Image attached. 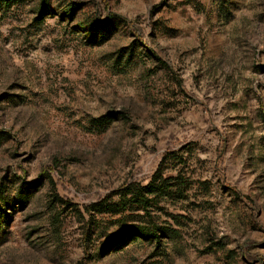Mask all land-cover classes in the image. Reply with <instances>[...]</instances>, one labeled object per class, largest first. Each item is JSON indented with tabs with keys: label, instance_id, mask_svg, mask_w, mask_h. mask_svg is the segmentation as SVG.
<instances>
[{
	"label": "rangeland",
	"instance_id": "rangeland-1",
	"mask_svg": "<svg viewBox=\"0 0 264 264\" xmlns=\"http://www.w3.org/2000/svg\"><path fill=\"white\" fill-rule=\"evenodd\" d=\"M0 264H264V0H0Z\"/></svg>",
	"mask_w": 264,
	"mask_h": 264
},
{
	"label": "trees",
	"instance_id": "trees-1",
	"mask_svg": "<svg viewBox=\"0 0 264 264\" xmlns=\"http://www.w3.org/2000/svg\"><path fill=\"white\" fill-rule=\"evenodd\" d=\"M12 0H4L5 3H8ZM131 193H133V198L130 199L132 202L138 203V204H142L143 207H146L144 205L147 204V199L144 197L143 191L144 192H152V190H147L146 188L144 189H138V188H131ZM138 232H143V231H138Z\"/></svg>",
	"mask_w": 264,
	"mask_h": 264
}]
</instances>
